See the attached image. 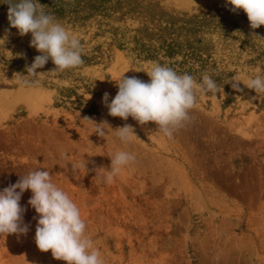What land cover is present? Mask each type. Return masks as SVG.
Returning <instances> with one entry per match:
<instances>
[{
  "label": "rangeland",
  "instance_id": "1",
  "mask_svg": "<svg viewBox=\"0 0 264 264\" xmlns=\"http://www.w3.org/2000/svg\"><path fill=\"white\" fill-rule=\"evenodd\" d=\"M39 3L80 39L83 63L50 72L49 60L37 86L19 87L18 74L41 53L30 33L10 27L0 0V190L49 171L103 264H264V93L246 87L264 76V25L251 29L227 0ZM157 63L220 86L216 95L197 91L192 120L172 139L153 122L110 116L103 103L122 75L149 82ZM85 117L111 129L99 137ZM125 124L136 135L127 144L113 132ZM119 151L136 159L106 183L99 168ZM31 196L20 200L29 230L0 236V264H66L37 248Z\"/></svg>",
  "mask_w": 264,
  "mask_h": 264
},
{
  "label": "clouds",
  "instance_id": "2",
  "mask_svg": "<svg viewBox=\"0 0 264 264\" xmlns=\"http://www.w3.org/2000/svg\"><path fill=\"white\" fill-rule=\"evenodd\" d=\"M5 3L9 5L7 18L10 27L16 28L20 36L30 33V46L41 53L27 67V75L18 74L19 87L37 86L38 77L45 74L37 72V69L43 68L49 60L55 65L50 72H63L83 63L80 39L71 34L52 14L47 13L39 0H5ZM227 3L232 6L231 11L243 10L246 13L251 29L264 25V0H227ZM146 73L150 77L149 82L135 76L122 75L116 82L118 92L115 97L109 103V94L106 92L103 103L110 116L125 121L131 117L140 125L153 122L158 131L168 139H172L176 131L192 120L190 111L195 107L197 91L201 94L211 92L214 95L220 92V86L207 75L197 83L190 74H178L173 68L158 63ZM231 84L233 89L242 90L240 81L233 79ZM246 87L255 93H264V76H255ZM84 120L93 125V133L99 137L108 134L104 125L110 126L106 121L96 123L87 117ZM113 132L125 144L136 136L134 128L128 124ZM135 159V155L130 152H117L110 158V167L99 168L104 172L99 178L112 183L122 168L129 166ZM77 167L87 171L86 163ZM26 190H31L32 196L28 204L39 217L35 243L41 252L50 250L54 259L66 264H103L99 250L85 236L86 224L79 208L65 191L52 182L47 170L29 171L21 175L15 184L0 190V236L27 234L29 225L23 222L26 209L20 205Z\"/></svg>",
  "mask_w": 264,
  "mask_h": 264
},
{
  "label": "bare ground",
  "instance_id": "3",
  "mask_svg": "<svg viewBox=\"0 0 264 264\" xmlns=\"http://www.w3.org/2000/svg\"><path fill=\"white\" fill-rule=\"evenodd\" d=\"M183 2H185V3H186V2H188V0H183Z\"/></svg>",
  "mask_w": 264,
  "mask_h": 264
}]
</instances>
